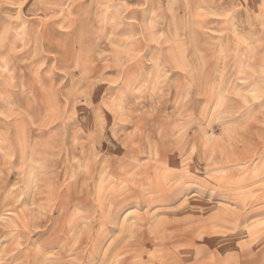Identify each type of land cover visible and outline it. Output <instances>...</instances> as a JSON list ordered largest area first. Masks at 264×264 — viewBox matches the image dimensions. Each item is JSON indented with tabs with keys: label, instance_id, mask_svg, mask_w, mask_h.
I'll list each match as a JSON object with an SVG mask.
<instances>
[{
	"label": "clouds",
	"instance_id": "obj_1",
	"mask_svg": "<svg viewBox=\"0 0 264 264\" xmlns=\"http://www.w3.org/2000/svg\"><path fill=\"white\" fill-rule=\"evenodd\" d=\"M0 264H264V0H0Z\"/></svg>",
	"mask_w": 264,
	"mask_h": 264
}]
</instances>
